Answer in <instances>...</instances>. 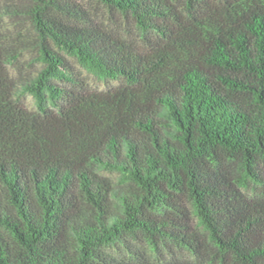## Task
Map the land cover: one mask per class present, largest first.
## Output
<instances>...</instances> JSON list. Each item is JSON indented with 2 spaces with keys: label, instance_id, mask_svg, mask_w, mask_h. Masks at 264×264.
<instances>
[{
  "label": "trees",
  "instance_id": "trees-1",
  "mask_svg": "<svg viewBox=\"0 0 264 264\" xmlns=\"http://www.w3.org/2000/svg\"><path fill=\"white\" fill-rule=\"evenodd\" d=\"M95 1L0 0V264H264V0Z\"/></svg>",
  "mask_w": 264,
  "mask_h": 264
},
{
  "label": "rangeland",
  "instance_id": "rangeland-1",
  "mask_svg": "<svg viewBox=\"0 0 264 264\" xmlns=\"http://www.w3.org/2000/svg\"><path fill=\"white\" fill-rule=\"evenodd\" d=\"M16 1L19 3L27 2V0H16ZM77 1L83 4L92 13L93 17H95L97 20L106 21L110 23V25L112 24V22H114L116 23L117 26L120 25L124 29H127V33L130 36L137 37L138 31L136 28V24L132 20L126 19L122 14L118 12H114L113 14V12L108 7H106L102 3H98L95 0H77ZM2 28L6 34H10L13 37H16L17 32L19 30L21 31H28L30 29L34 30V26L32 25L29 16L24 12H17L11 15V17H6L2 22ZM30 57L33 61H35V57L33 56V54H31ZM68 58L70 59L75 69V73L77 77L81 79L85 85L89 86V88L104 89L111 85L112 82L102 80L97 76L87 72L77 63V61L74 58L70 56ZM24 101L30 108H35L33 97L26 96L24 98ZM142 244H144L143 249L145 250V252L149 254L150 252L149 248L146 246L145 243Z\"/></svg>",
  "mask_w": 264,
  "mask_h": 264
}]
</instances>
